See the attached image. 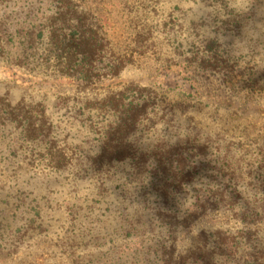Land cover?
<instances>
[{
  "label": "rangeland",
  "instance_id": "obj_1",
  "mask_svg": "<svg viewBox=\"0 0 264 264\" xmlns=\"http://www.w3.org/2000/svg\"><path fill=\"white\" fill-rule=\"evenodd\" d=\"M116 1L122 0H92L89 3L93 15L103 24L110 25V33L115 32L116 24L123 21L121 16L129 13L127 9L117 8ZM124 2L129 8L144 9L143 19L156 28H161L170 18L177 19L173 25L167 26H173L174 31L169 33L168 29L165 33L166 39L180 41L181 47L176 51L194 49L198 45L200 37L192 34L190 26L193 22L198 24L195 27L197 34L214 36L237 56L245 55L249 40L264 43V4L260 6L259 0H249V10L245 12L231 8L233 0ZM121 9L123 14H119ZM52 10L49 0H3L0 3V22L18 21L11 28L26 22L24 26L34 28L44 23ZM230 13L242 15L244 24L241 21L240 24L243 27L220 28L221 22ZM229 19L233 21L234 17ZM11 45L13 47H6L8 57L0 59V96L6 97L11 105L41 103L55 139L61 146L73 147L75 158L71 166L58 172L50 171L44 164L30 165L29 157L36 155L31 151V144L22 143L20 147L21 142L17 138L19 130H15L14 125L2 131L0 250L10 251L11 239L21 233L25 237L21 246L17 247L16 256L12 259L0 256V264H164L159 248L165 233L156 227L153 208L158 203L148 181L143 177L139 180L134 168L127 162L104 165L99 173L91 164L100 150L98 129L84 120L87 114L84 117L78 114L77 101L88 96L91 98L99 90L78 93L74 83L58 77L40 65V61H33L27 55L22 64L24 56L21 48L14 42ZM29 52L33 53L31 50L26 54ZM169 52L174 53L170 67L163 60H157V55L147 54L138 65L128 66L118 79L101 82L103 89H117L124 82L133 80L141 87L168 89L174 97L191 96V101L195 103V107L184 114L151 116L130 138L132 144L141 154H149L157 146H183L188 152L196 148L194 153H204L191 161L194 166L200 164L202 170L180 195L181 204L176 207L179 217L194 212L196 197H205V190L214 192L218 190L219 182L227 183L226 178L216 176L220 160L225 155V175L228 173L233 178L231 182L241 192V202L249 206L263 204L264 196L256 185L264 179V168L258 169V151L249 139L253 136L236 134L231 137L229 148L228 141L221 137L225 124L221 115L222 111L236 110L243 123L256 121L264 126V93L254 90L243 99L239 95L234 97V93L219 86L220 81L215 77L208 78L201 73L191 76V69L184 65V57L178 56L173 48ZM256 59L264 79V51ZM242 68L239 70H244ZM255 76L258 79L260 75ZM215 110L220 117H212L211 113ZM215 118L220 121L216 122ZM210 138L216 142L212 144L208 141ZM207 142L212 144L208 149ZM238 143L243 148H238ZM149 164L154 165L153 162ZM255 177L261 178L256 181ZM222 211H207L204 216L197 217L190 229L177 232L173 245L177 252L192 246L195 237L202 231L227 228L222 224L223 214L227 213ZM230 222L229 228L238 226L234 219ZM171 243L170 240L168 244Z\"/></svg>",
  "mask_w": 264,
  "mask_h": 264
},
{
  "label": "trees",
  "instance_id": "obj_2",
  "mask_svg": "<svg viewBox=\"0 0 264 264\" xmlns=\"http://www.w3.org/2000/svg\"><path fill=\"white\" fill-rule=\"evenodd\" d=\"M91 1L49 0L53 10L46 16L44 23L34 28L24 26L26 22H21L17 28L11 27H15L18 21L7 24L0 22V59L8 57L6 47H13L11 42H14L21 48L20 52L24 56L22 64L28 55L33 61H40V65L58 77L74 83L78 93L99 90L91 98L88 96L77 101L78 114L82 117L87 114L84 120L90 123L89 126L98 129L100 150L92 158L91 164L94 165V171L99 173L104 165L127 162L134 168V174L139 180L143 177L148 181L151 193L156 194L158 203L153 208L156 227L165 233L159 248L164 264H264V202H260L261 205L258 206L241 202V192L232 184L233 178L228 173L225 175L226 155L220 160L216 176L226 178L227 183L219 182L224 185L218 183V190L214 192L205 190V197H196L194 212L179 217L176 207L181 204L180 195L185 193L187 186L193 183L202 170L200 164L194 166L191 161L204 153L195 154L196 148H191L188 152L183 146H157L151 153L141 154L130 140L137 128L151 116L163 117L189 112L195 107L191 96L174 97L168 89L141 87L133 80L124 82L117 89L101 87L102 80L118 79L128 66L138 65L139 60L147 54L157 55V60H163L170 67L174 53L169 51L173 48L178 56L184 57V65L191 69V76L201 73L208 78L215 77L220 81L221 88L234 93V97L239 95L243 99L254 90L264 93V79L261 78V67L256 59L264 51V43L249 40L245 55L237 56L214 36L197 34L195 27L198 24L193 22L190 26L192 34L200 37L198 45L194 49L184 50L185 52L176 51L181 47L180 41L176 38L166 39L165 33L168 29L169 33L174 31L173 26H167L173 25L177 19L170 18L161 28H156L147 19H143L144 9L138 11L132 6L131 9L124 0L116 1L117 8L127 9L129 13L125 12L124 15L121 9L119 14H123V21L118 22L115 32L110 33V25L103 24L91 12ZM259 1L260 6L264 4V0ZM230 16L234 17L233 21L229 19ZM225 18L220 28L228 30L229 27H243L241 14L230 13ZM256 49L259 51L256 52ZM31 50L32 54H26ZM240 67L244 70L240 71ZM255 75L260 76L257 79ZM240 92L243 94L240 95ZM44 112L41 103L26 105L22 102L11 105L6 97L0 96V134L5 127L14 125L15 130H19L17 138L21 142L20 147L22 143L31 144L32 153H36L29 157L30 165L44 164L50 171L58 172L72 165L75 149L61 146L55 139L53 128ZM211 115L218 117V110ZM221 117L225 123L221 137L224 136L228 141L227 146H230L231 137L236 134L253 136L249 139L252 147L258 151V169L264 168V126L256 121L243 123L236 110L222 111ZM215 119L216 122L220 121ZM216 140L210 138L208 141L213 144ZM212 144L207 142V149ZM236 146L243 148L240 143ZM260 178L254 179L259 181ZM256 188L264 196V179ZM221 209L227 213L223 214L225 217L222 221L227 228L202 231L197 234L192 246L181 253L177 252L173 247L177 232L190 229L197 217L204 216L207 211ZM233 219L238 226L229 228L230 220ZM24 237L21 233L11 239V250H0V256L9 259L16 256L17 247L24 242ZM170 240L172 243L168 244ZM73 262L77 263L76 260Z\"/></svg>",
  "mask_w": 264,
  "mask_h": 264
},
{
  "label": "clouds",
  "instance_id": "obj_3",
  "mask_svg": "<svg viewBox=\"0 0 264 264\" xmlns=\"http://www.w3.org/2000/svg\"><path fill=\"white\" fill-rule=\"evenodd\" d=\"M230 7L237 12H245L249 10V0H233Z\"/></svg>",
  "mask_w": 264,
  "mask_h": 264
}]
</instances>
